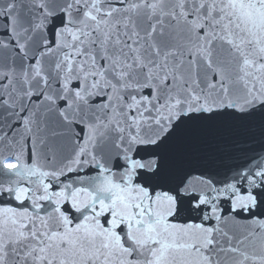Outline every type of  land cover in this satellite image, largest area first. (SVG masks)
Here are the masks:
<instances>
[{
	"label": "snow or ice",
	"instance_id": "1",
	"mask_svg": "<svg viewBox=\"0 0 264 264\" xmlns=\"http://www.w3.org/2000/svg\"><path fill=\"white\" fill-rule=\"evenodd\" d=\"M0 264H264V0H0Z\"/></svg>",
	"mask_w": 264,
	"mask_h": 264
}]
</instances>
